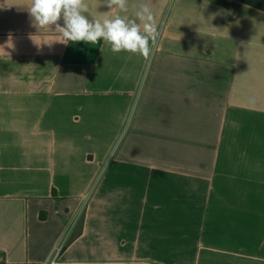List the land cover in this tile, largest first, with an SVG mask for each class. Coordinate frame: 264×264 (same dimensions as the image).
<instances>
[{
	"label": "crops",
	"instance_id": "crops-1",
	"mask_svg": "<svg viewBox=\"0 0 264 264\" xmlns=\"http://www.w3.org/2000/svg\"><path fill=\"white\" fill-rule=\"evenodd\" d=\"M86 3L147 4L150 56L0 0L5 264H264V0Z\"/></svg>",
	"mask_w": 264,
	"mask_h": 264
},
{
	"label": "clouds",
	"instance_id": "clouds-1",
	"mask_svg": "<svg viewBox=\"0 0 264 264\" xmlns=\"http://www.w3.org/2000/svg\"><path fill=\"white\" fill-rule=\"evenodd\" d=\"M104 4L128 11V0H104ZM27 10L38 29L55 26L62 37L58 41L65 44L83 41L96 45L102 40L113 53L128 52L147 59L158 43L159 31L147 4H141L134 16L116 15L102 21L89 18L86 0H30Z\"/></svg>",
	"mask_w": 264,
	"mask_h": 264
},
{
	"label": "built area",
	"instance_id": "built-area-1",
	"mask_svg": "<svg viewBox=\"0 0 264 264\" xmlns=\"http://www.w3.org/2000/svg\"><path fill=\"white\" fill-rule=\"evenodd\" d=\"M60 253H61V248L55 250L54 256L51 259L49 264H58V258H59ZM5 263H6L5 256L3 253L0 252V264H5Z\"/></svg>",
	"mask_w": 264,
	"mask_h": 264
},
{
	"label": "trees",
	"instance_id": "trees-1",
	"mask_svg": "<svg viewBox=\"0 0 264 264\" xmlns=\"http://www.w3.org/2000/svg\"><path fill=\"white\" fill-rule=\"evenodd\" d=\"M43 218H44V217H43ZM80 233H81V225H80V227H79V231H78L77 235L80 234Z\"/></svg>",
	"mask_w": 264,
	"mask_h": 264
}]
</instances>
